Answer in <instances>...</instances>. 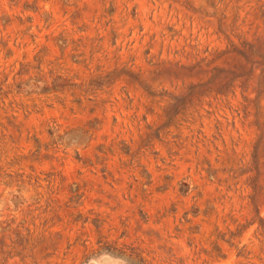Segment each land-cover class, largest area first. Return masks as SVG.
Masks as SVG:
<instances>
[{
	"label": "rangeland",
	"instance_id": "374dc122",
	"mask_svg": "<svg viewBox=\"0 0 264 264\" xmlns=\"http://www.w3.org/2000/svg\"><path fill=\"white\" fill-rule=\"evenodd\" d=\"M0 264H264V0H0Z\"/></svg>",
	"mask_w": 264,
	"mask_h": 264
}]
</instances>
